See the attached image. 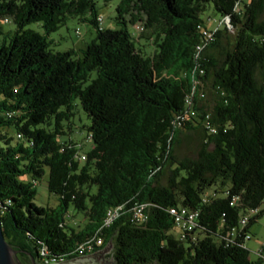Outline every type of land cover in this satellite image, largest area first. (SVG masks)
<instances>
[{
  "label": "trees",
  "instance_id": "obj_1",
  "mask_svg": "<svg viewBox=\"0 0 264 264\" xmlns=\"http://www.w3.org/2000/svg\"><path fill=\"white\" fill-rule=\"evenodd\" d=\"M211 4L222 17L216 28L202 19ZM97 5L0 0L7 242L45 264L79 259L78 247L99 237L104 246L93 254L111 244L117 264H263L251 260L245 242L264 215V0H122L119 30L100 26ZM70 18L97 31L82 55L50 49L49 36ZM10 22L16 31H6ZM34 23H42L43 35L27 30ZM203 29L216 33L202 51ZM141 39L157 47L154 54L142 53ZM79 107L91 119L84 128L93 143L83 156L77 143L61 140ZM191 138L198 152L179 158L182 140ZM47 173L56 208L36 203ZM137 205L148 206L144 223L133 221ZM119 208L122 215L106 227L108 212ZM173 208L199 213L198 239L172 235ZM244 218L238 239L224 242Z\"/></svg>",
  "mask_w": 264,
  "mask_h": 264
},
{
  "label": "rangeland",
  "instance_id": "obj_2",
  "mask_svg": "<svg viewBox=\"0 0 264 264\" xmlns=\"http://www.w3.org/2000/svg\"><path fill=\"white\" fill-rule=\"evenodd\" d=\"M121 2L122 0H111L110 2L106 3L104 0H98V14L104 18V27L106 29H121V27L115 21L117 18L116 8L118 5H120ZM214 8V5L211 4L209 8H207L206 13L202 16V19L206 21V23H208L210 28H216L218 26V23L222 20L221 15L218 14ZM209 18L212 19L211 22H209ZM3 26L6 31H16V27L13 22L3 23ZM128 29L135 39L139 37L140 33L137 32L136 27L129 24ZM27 30H32L42 35L45 32L42 27V23L31 24L27 27ZM96 34L97 31L93 26L85 24V22L81 21L78 18H70L66 26L61 28L58 32H54L49 36L48 41L50 42V49L56 53L74 50L79 55H82L83 51H85L89 44H91L96 38ZM231 36H233V33H231ZM2 43L3 38H0V45ZM228 43H231V41ZM228 43H225V46H227ZM137 47H142L141 50L145 56H150L154 54V52L157 50V47L155 45L143 39H141V47L139 43H137ZM94 77L96 76L94 75ZM214 95L215 94L213 93V91L209 89L207 95V102L209 103V105H212L214 103ZM90 120L91 119L86 113L83 112L81 107L76 108L75 117L72 125V132L68 131L69 134L61 138L62 141H73L74 143H77L80 148L79 153L81 154V156L86 155L89 151H91V149H93L92 141H89L87 139L89 133L87 129L84 128L91 124ZM199 146L200 144L195 138H191L184 141L182 140V144L179 147L177 154L179 158H184L186 156H194L195 153L198 152ZM48 177L49 174L47 173L46 177H44L42 181H39L37 183L36 203L37 206H49L51 208H56L59 205V197L49 192L50 190L47 185ZM215 190V187L212 189H208L207 195L214 194ZM263 210L264 206L261 207L260 212ZM247 217L252 218V215L249 213ZM80 218L81 216H79V219ZM77 221L78 220L70 218L71 223H75ZM111 246V251H109L108 253L106 252L103 255L104 260L107 259L111 261V258H113L114 246ZM245 247L250 252L251 260L254 262L259 261L260 258L258 257V253L262 250L264 252V215L254 225L252 224L249 227ZM91 255L95 254L92 253ZM262 260L264 264V255Z\"/></svg>",
  "mask_w": 264,
  "mask_h": 264
},
{
  "label": "built area",
  "instance_id": "obj_3",
  "mask_svg": "<svg viewBox=\"0 0 264 264\" xmlns=\"http://www.w3.org/2000/svg\"><path fill=\"white\" fill-rule=\"evenodd\" d=\"M240 7L237 6V10L239 12ZM101 19H99L100 26L102 27L103 24H101ZM212 19H210V22ZM223 23L227 25V27L232 31V27L230 26L231 19L230 17H226L223 20ZM204 30V38H205V43L203 44L202 51L204 50L205 46L207 43L211 42L214 37H215V31H210V30ZM140 31V30H139ZM88 139H91L89 137ZM83 161L86 160V157L81 158ZM234 202H236V198L234 199ZM234 203H232L233 205ZM147 205H137L135 208H133V221L137 224L139 223H144L148 220L149 216L146 212ZM2 209V205H0V211ZM259 212L258 210L252 211L253 214H256ZM122 215V211H121ZM170 215L174 218L175 224H174V230L172 232V235L176 237V239H179L180 241H185L188 238L193 239L194 241L197 238V229L199 228V213L189 210V209H181V208H173L170 209ZM248 224V218H244L241 221V230L238 231V229H233L229 232L226 233L225 237H223V241L226 242L227 244H232L235 240L238 239L239 234L242 233V229L244 226ZM111 227V226H110ZM100 238V246L99 248L104 246V239L102 237ZM247 239V238H246ZM264 252L263 250L258 253V257L260 259H263Z\"/></svg>",
  "mask_w": 264,
  "mask_h": 264
},
{
  "label": "water",
  "instance_id": "obj_4",
  "mask_svg": "<svg viewBox=\"0 0 264 264\" xmlns=\"http://www.w3.org/2000/svg\"><path fill=\"white\" fill-rule=\"evenodd\" d=\"M2 216L0 211V264H22L19 258V251L13 249V247L7 242L3 226H2ZM112 246L111 244L105 248L101 253L87 256L84 259H80L77 261H72L69 264H113L114 259L111 258V261L104 260L103 255L109 251H111Z\"/></svg>",
  "mask_w": 264,
  "mask_h": 264
},
{
  "label": "bare ground",
  "instance_id": "obj_5",
  "mask_svg": "<svg viewBox=\"0 0 264 264\" xmlns=\"http://www.w3.org/2000/svg\"><path fill=\"white\" fill-rule=\"evenodd\" d=\"M103 23H104V18L101 19V24H103ZM137 28L139 30H143L142 27H137ZM120 215H121V208L110 210L107 214V219L105 220L106 222L104 223V225L109 228L110 226H112V224L114 222L117 221V219L120 217ZM99 246H100V238H97L95 240H92V241L78 247V249L76 250V253H78L79 257H84L87 254L94 253V251ZM56 263H53V264H56Z\"/></svg>",
  "mask_w": 264,
  "mask_h": 264
},
{
  "label": "flooded vegetation",
  "instance_id": "obj_6",
  "mask_svg": "<svg viewBox=\"0 0 264 264\" xmlns=\"http://www.w3.org/2000/svg\"><path fill=\"white\" fill-rule=\"evenodd\" d=\"M103 250H105V249H103ZM103 250H100V251H98L95 254L101 253ZM90 255H86V256H84L82 258H79V259L77 258V259L71 260V261H62V262L56 263V264H69L72 261H77V260H80V259H84V258H86L87 256H90ZM19 258H20L22 264H42V263H44L41 259H39L37 257V255L35 253H33L32 255L31 254H28L27 255V254H21V253H19ZM113 264H117V262L114 260V263Z\"/></svg>",
  "mask_w": 264,
  "mask_h": 264
},
{
  "label": "crops",
  "instance_id": "obj_7",
  "mask_svg": "<svg viewBox=\"0 0 264 264\" xmlns=\"http://www.w3.org/2000/svg\"><path fill=\"white\" fill-rule=\"evenodd\" d=\"M138 42H139V44L141 45V40H139Z\"/></svg>",
  "mask_w": 264,
  "mask_h": 264
}]
</instances>
